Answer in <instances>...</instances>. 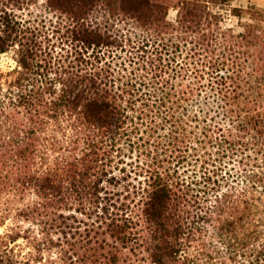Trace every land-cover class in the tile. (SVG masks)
Wrapping results in <instances>:
<instances>
[{
  "label": "trees",
  "instance_id": "trees-1",
  "mask_svg": "<svg viewBox=\"0 0 264 264\" xmlns=\"http://www.w3.org/2000/svg\"><path fill=\"white\" fill-rule=\"evenodd\" d=\"M0 56V264H264V8L0 0Z\"/></svg>",
  "mask_w": 264,
  "mask_h": 264
},
{
  "label": "rangeland",
  "instance_id": "rangeland-1",
  "mask_svg": "<svg viewBox=\"0 0 264 264\" xmlns=\"http://www.w3.org/2000/svg\"><path fill=\"white\" fill-rule=\"evenodd\" d=\"M234 4L238 6H244L247 7L249 5H255L259 8H264V0H234ZM177 17V11L176 10H171L170 12V19L175 20ZM228 23L233 25L236 24L237 22L235 19H228ZM9 64H13V60L7 56H0V65L4 68H6ZM7 226H0V233H3L6 230ZM21 247L23 250V255L29 251V248L26 247L25 242L23 240L20 241ZM37 264H47V258L42 260V262H39Z\"/></svg>",
  "mask_w": 264,
  "mask_h": 264
}]
</instances>
